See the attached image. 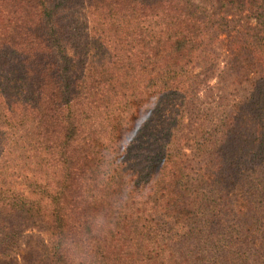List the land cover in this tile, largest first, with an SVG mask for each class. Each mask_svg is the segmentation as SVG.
<instances>
[{
	"label": "trees",
	"instance_id": "16d2710c",
	"mask_svg": "<svg viewBox=\"0 0 264 264\" xmlns=\"http://www.w3.org/2000/svg\"><path fill=\"white\" fill-rule=\"evenodd\" d=\"M0 264H264V0H0Z\"/></svg>",
	"mask_w": 264,
	"mask_h": 264
},
{
	"label": "rangeland",
	"instance_id": "374dc122",
	"mask_svg": "<svg viewBox=\"0 0 264 264\" xmlns=\"http://www.w3.org/2000/svg\"><path fill=\"white\" fill-rule=\"evenodd\" d=\"M232 11H233V8L229 7V8H227V9L225 10V13L230 14V13H232ZM85 19L87 20V18H85ZM89 19H92V18H88V20H89Z\"/></svg>",
	"mask_w": 264,
	"mask_h": 264
}]
</instances>
